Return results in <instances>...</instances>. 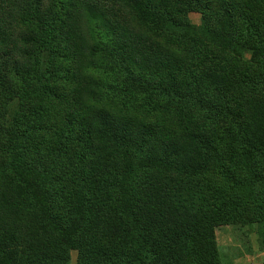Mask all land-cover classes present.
Listing matches in <instances>:
<instances>
[{
  "label": "trees",
  "instance_id": "1",
  "mask_svg": "<svg viewBox=\"0 0 264 264\" xmlns=\"http://www.w3.org/2000/svg\"><path fill=\"white\" fill-rule=\"evenodd\" d=\"M227 222L264 244V0H0V264H219Z\"/></svg>",
  "mask_w": 264,
  "mask_h": 264
},
{
  "label": "rangeland",
  "instance_id": "2",
  "mask_svg": "<svg viewBox=\"0 0 264 264\" xmlns=\"http://www.w3.org/2000/svg\"><path fill=\"white\" fill-rule=\"evenodd\" d=\"M186 6L189 22L198 25L201 13L197 4L188 1ZM53 111H59V108L54 107L51 113ZM214 237L219 264H264V244L258 223L227 222L214 228ZM77 255L76 250L70 251L69 264H77Z\"/></svg>",
  "mask_w": 264,
  "mask_h": 264
}]
</instances>
